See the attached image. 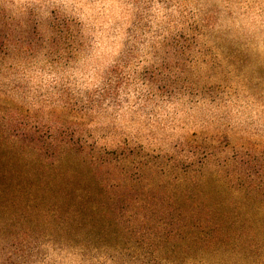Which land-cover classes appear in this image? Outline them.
I'll use <instances>...</instances> for the list:
<instances>
[{"label": "rangeland", "instance_id": "374dc122", "mask_svg": "<svg viewBox=\"0 0 264 264\" xmlns=\"http://www.w3.org/2000/svg\"><path fill=\"white\" fill-rule=\"evenodd\" d=\"M0 21L15 28L0 63L3 121L14 115L38 144L204 163L230 236L195 264H264V0H0ZM16 153L0 148L1 174L29 159ZM62 158L58 171L78 170ZM8 233L0 264H145Z\"/></svg>", "mask_w": 264, "mask_h": 264}, {"label": "trees", "instance_id": "16d2710c", "mask_svg": "<svg viewBox=\"0 0 264 264\" xmlns=\"http://www.w3.org/2000/svg\"><path fill=\"white\" fill-rule=\"evenodd\" d=\"M8 24L0 21V63L15 34ZM51 24L62 27L55 19ZM3 107L0 99V115ZM6 116L0 118V148L16 151L18 160L24 152L30 155L11 163L10 173H0V239L8 232L32 233L91 262L98 250L143 255L145 264H195L219 245L228 246L227 213L216 215L214 193L207 188L213 175L204 163L187 158L184 167L177 161L164 166L137 160L127 145L107 152L78 139L38 144L33 131ZM47 147L55 160L44 157ZM62 157L78 170L58 171ZM6 166L0 165V172ZM14 168L20 171L13 173Z\"/></svg>", "mask_w": 264, "mask_h": 264}]
</instances>
